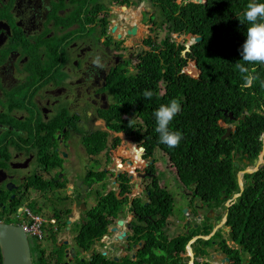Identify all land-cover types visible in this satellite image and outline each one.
<instances>
[{
	"label": "flooded vegetation",
	"instance_id": "af4514ba",
	"mask_svg": "<svg viewBox=\"0 0 264 264\" xmlns=\"http://www.w3.org/2000/svg\"><path fill=\"white\" fill-rule=\"evenodd\" d=\"M209 1L201 0V4L206 6ZM189 3L176 0L178 6ZM179 16L180 10L167 22L161 6L147 0H0V225L25 231L31 264H237L233 253L225 252L226 247H240L228 238L225 224L217 228L224 216L219 210L208 206L206 213L205 205H198L193 219H199L200 225L188 220L179 228L172 217L174 201L167 194L163 201L172 200L171 211L160 228L165 209L154 207V182L158 190L167 191L160 186L156 171H151L157 161L154 155L147 157V152L141 153V160L136 149L143 147V141L126 136L133 147L118 158L120 168L110 151L102 152L106 168L114 163V173H107L106 180L115 191L104 190L105 195L116 194L119 210L115 218L109 215V208L105 210L103 221L88 234L93 241L81 245L88 239L82 238L83 215L98 208L101 200L94 185L85 180L89 188L86 199L90 195L92 207L81 212L85 199L81 200L83 187L77 182L78 158L87 154V177L93 164H104L87 153L84 138L102 131L99 126L103 125L110 148L115 139L109 143L110 138L121 135L107 131L101 119V113L114 103L115 87H124L126 99H143V91L153 87L160 99L169 84L181 89L180 79L192 78L190 65L195 66L192 72L197 77L201 75L191 54L195 45L190 36H195L174 32ZM135 26L137 36L129 37ZM96 55L102 58L103 70L92 65ZM155 58L161 60L168 80H160L156 90L152 84L155 76L147 65V60ZM190 92L188 81L187 97ZM134 125L132 121L130 126ZM123 176L130 180V192L121 193ZM139 204L153 207L139 212ZM186 216H190L188 212ZM105 220L106 229L97 238ZM208 225L214 226L213 233L217 228L214 237L198 235L184 241L192 228L204 231ZM220 230L224 233L218 246ZM161 231L163 238H159ZM122 234L121 239L116 238ZM213 241L212 250L207 243Z\"/></svg>",
	"mask_w": 264,
	"mask_h": 264
},
{
	"label": "trees",
	"instance_id": "16d2710c",
	"mask_svg": "<svg viewBox=\"0 0 264 264\" xmlns=\"http://www.w3.org/2000/svg\"><path fill=\"white\" fill-rule=\"evenodd\" d=\"M158 4L171 23L173 15L180 10V16L176 22L174 32L201 37L202 42L191 49L192 57L198 62L201 77L198 80H188L191 84V98H187L185 78L180 79L181 89L175 84H169L167 93L157 99L154 93L151 99H126L124 87L117 85L114 93V103L101 113L107 131L113 134H123L131 140L145 141L144 146L147 157H151L159 149L168 158L171 167L175 170L180 185L190 189L193 197L202 204H208L210 208L228 213L226 226L230 228V237L240 247L239 250L226 247L228 255H233L237 264H264V166L254 174H246L244 177L245 192L230 209L226 207L233 197L240 194L238 172L236 163L249 167L246 161L253 165L262 150L261 137L264 134V65L256 66V75L259 79L251 88L241 90L242 79L235 70L234 63L241 59L239 49L245 40L246 24L239 19L246 5L251 0H210L208 5L178 6L176 0H147ZM264 3V0H257ZM179 54V51H178ZM155 61V63H154ZM165 64L166 61H165ZM148 72L152 70L155 76L152 81L155 90L157 83L167 77L161 70V60L155 58L147 60ZM186 77V76H185ZM179 77H177L178 79ZM185 99H178L184 96ZM177 99L181 105V111L174 117L169 127L173 131H180L183 138L176 148H168L158 143V134L154 131V111L162 104H167L171 99ZM134 114L136 125L130 126L127 116ZM233 113L234 120L229 119ZM235 124L236 132L222 140L227 129L222 123ZM135 128H139L134 133ZM109 134L97 131L92 136L84 138L83 144L87 153L97 157L108 149ZM120 143L115 138L111 148L115 149ZM109 160V159H108ZM98 162V161H97ZM154 168V166H153ZM155 173V168L151 170ZM107 173L91 170L86 177L89 185L101 184L105 190ZM121 193L130 192V180L127 176L120 178ZM154 182L157 202L154 207H159L164 212L160 221L163 227L166 216L171 211V202L164 203L163 198L167 193L158 190ZM100 197L98 208L84 213V234L82 246H88L93 240L88 236L95 224L102 222V214L108 208L109 215L116 217L121 202L114 192L106 195L96 191ZM155 200V199H154ZM164 203V204H163ZM153 205L143 207L138 205V211L142 208L151 210ZM223 215H220L222 217ZM108 221L98 229L96 237L100 238ZM213 225H208L204 231L195 230L184 238L186 242L191 236H208L213 233ZM81 238V239H82ZM159 238H163L161 231ZM248 255L247 260L242 258V253ZM243 253V254H244ZM2 264V252L0 250Z\"/></svg>",
	"mask_w": 264,
	"mask_h": 264
},
{
	"label": "clouds",
	"instance_id": "9594fccd",
	"mask_svg": "<svg viewBox=\"0 0 264 264\" xmlns=\"http://www.w3.org/2000/svg\"><path fill=\"white\" fill-rule=\"evenodd\" d=\"M189 4L196 5L195 0L194 1L190 0ZM198 5H202V4H198ZM239 21L241 24L247 25L246 26V32H245L246 38H245L243 44L241 45V47L239 49V55H240L241 59H239L238 61H236L234 63V68L240 74V77L242 79L241 90H244L247 88H251L253 86L254 82H256L259 79V77L256 75V66L264 65V3L257 2V0H251V2H249L246 5L244 11L241 14V18L239 19ZM199 38H201V37H199ZM201 42H202V39H201ZM191 44H193L195 46L197 45L193 41ZM195 61L197 62V60H195ZM92 65L95 69H98V70H103L105 68V65L102 62V58L100 55H96L93 58ZM190 66H191L192 70L189 71V73H190L192 78L188 77V75H187L185 77V80L188 81L190 79H192V80L200 79L201 75H200V77H197V75L193 73L195 71V66L194 65H190ZM196 68H197V66H196ZM181 82H182V80H181ZM261 86L264 87V81L261 82ZM152 96H153V92L150 90H144L142 93L143 99H151ZM180 111H181V105H180L179 101L177 99L173 98L167 104L160 105L153 113V116L155 119V125H156L154 131L158 134V143L163 144V145L167 146L168 148L178 147L182 138H183V134L180 131H173L169 127V125L173 121L174 117ZM132 120L133 119L129 120V125L131 124ZM224 124H226V123H224ZM226 128H230L229 124H226ZM235 129H236V127H235ZM231 133H232V131H231ZM122 136L124 137V135H122ZM263 138L264 137L262 135V137H261L262 142H263ZM144 143H145V141H143V147H144ZM111 149H113V148L110 147L107 150L111 151ZM263 149H264V147H263ZM262 152H263V150H262ZM108 162H110V160ZM105 164H107V162ZM105 164L102 167H100L101 168L100 171H102L104 168H105V170L107 169ZM248 166H253L252 169H254V163H253V165H251V163H250V165H248ZM263 166H264V164H262V167ZM238 169H239V171H241L240 168H238ZM247 169H249V168H247ZM107 170H112V169H107ZM106 173L113 174L114 171L106 172ZM243 181H244V178H243ZM244 184H245V182H244ZM100 185L101 184H96V185H94V187L100 186ZM101 187H102V185H101ZM244 187H245V185H244ZM95 191H98V190H95ZM103 191L104 190L102 189L101 192H103ZM98 192H100V191H98ZM103 193H104L103 195H105L106 192H103ZM234 197H233V199H234ZM232 201L230 203H233ZM226 215H228V213H225V215L223 217H225ZM223 220H224V218H223ZM227 220H228V217H227ZM227 220L225 217V220H224L225 225L227 224ZM221 222L222 221H220V223ZM229 233L231 234V230ZM210 236H212V234H210L208 236H203V237H210ZM196 237H198V236H196ZM210 238H212V237H210Z\"/></svg>",
	"mask_w": 264,
	"mask_h": 264
},
{
	"label": "rangeland",
	"instance_id": "374dc122",
	"mask_svg": "<svg viewBox=\"0 0 264 264\" xmlns=\"http://www.w3.org/2000/svg\"><path fill=\"white\" fill-rule=\"evenodd\" d=\"M192 1H194V0H192ZM187 98H191V95H189V97H187ZM134 116L135 115L132 113L131 115L127 116L124 119H126L127 121L130 120V119H133L132 120L133 124H136ZM229 126H230V124H229ZM235 127H236V125L232 124L230 126L231 131L235 130ZM99 128L102 131H104V126L103 125H100ZM114 138H119L121 140V144H119L116 147V149H111L110 156L112 157V159H113L115 164H119V159L118 158L120 156L123 157V156H126L127 154H129L128 149H130V151H131L133 145L131 144V142H129V140H126V138H124L122 136V134L121 135H117V136L113 135L112 138H110V140H109L110 142L109 143H111V141ZM263 144H264V138H263ZM263 147H264V145H263ZM107 152H109V150H107ZM262 153L264 154V151ZM86 155L82 154V157L78 158V163L80 164V169L77 172V182L84 183L85 177H86L85 173H86L87 169L90 168L89 160L85 159ZM105 156L106 155L98 156L97 157V161L99 160V161L102 162L101 164H105L103 162V159H104ZM154 158L157 161V163L155 165L156 168L155 167L154 168L156 170L157 176L160 179L159 180V184H160V186L162 185L165 188V190L167 191L166 193L171 195L172 200L174 201L173 213H172L173 221L179 226V228H182L183 227L182 224H185L188 220L192 221V223H194V224L197 223L195 225H200V220L197 219V218L196 219H193V218H194V216L196 214L197 206L198 205H204V204L200 203L198 200H196L194 197H192L193 195H192V192L190 191L191 188L190 189H186L182 185L179 184L178 179H177L176 174H175V170L171 167V165H170V163L168 161V158H167V156L165 154H163L158 149L154 153ZM124 159H128V158H124ZM114 163H110L108 168H111L113 170ZM263 164H264V162H263ZM119 166H120V164H119ZM120 167H118V168H120ZM244 167H245L244 164L243 165L241 164L240 170L243 171V170H245L247 168H249V169L253 168V166H249V167H246V168H244ZM92 169L94 171H96V170L100 171L101 168L98 167L97 165L93 164ZM115 170H117V168H115ZM105 188H106L105 189L106 191H115V188L113 187V185L111 184V182L109 180H106ZM102 189L103 188L101 186L100 187L98 186L95 190L100 191V194L103 195L104 194L103 192H106V191L101 192ZM94 196H95V194H94ZM85 200H84V203H82L81 207H80L82 213L85 212L86 209L88 210V209H90L92 207V202L90 200V195H88V198L85 199ZM232 202L233 203L228 202L226 204V207L228 208L229 205L234 204V201H232ZM83 205L86 206L85 210H84ZM208 206H209L208 204H205L206 213H207L208 210H210V208ZM230 207H232V206H230ZM185 211L189 213V215H190L189 217L186 216V213H184ZM212 211H214V210H212ZM219 212L221 214H224L223 211H219ZM83 217H84V215H83ZM225 217H223L224 220H225ZM209 220H213V219H209ZM224 220L222 219L221 224L217 226L218 229H220L222 227V225L224 224ZM195 225H193V227ZM76 226H77V224L75 225V227ZM195 230H197V229L192 228V232H195ZM225 230L229 234L228 238L232 239L230 237V233H229L230 232V228L226 227ZM200 231H201V229H200ZM215 232L216 231H214V233ZM221 233H224V231L220 230L218 235H217V237H216L218 246H219V242H218L219 239L223 238ZM207 244L210 245V248H212V250L215 249L214 241L213 242H209ZM230 244L233 245V242H230ZM204 250H206V248H204ZM247 258H248V255L245 254V260H247Z\"/></svg>",
	"mask_w": 264,
	"mask_h": 264
},
{
	"label": "water",
	"instance_id": "95a60500",
	"mask_svg": "<svg viewBox=\"0 0 264 264\" xmlns=\"http://www.w3.org/2000/svg\"><path fill=\"white\" fill-rule=\"evenodd\" d=\"M195 4H201V0H195ZM138 34V27H133L131 31L128 32L129 37H135ZM118 39H120V36H118ZM191 41H193L195 44H199L201 42V38H194L190 36ZM188 50V49H187ZM229 119L234 120V115L233 113L229 114ZM225 129H227L226 134L222 136V140H225L230 137L231 135V128H226V124L222 123L221 124ZM236 132V130H235ZM264 137V134H263ZM264 151V149H263ZM136 152L139 156V158L142 160L143 159V154L142 152H147L145 147H137ZM262 160L264 162V154L261 153L259 158L254 160V169H246L243 171H239L238 173V182H239V187L241 190V193L238 195H235L233 201L234 204L229 205L228 209H230V206L235 205V203L238 201L239 198L242 197L245 187H244V181L243 178L246 176V174H254L258 172L261 167H262ZM247 165H250V162L246 161ZM241 165L239 163H236V168H240ZM105 172H112V170H105ZM140 177V176H138ZM131 181L133 182L134 179L131 178ZM133 184L135 185L136 189H138V184L137 181H134ZM78 186L83 187L82 190V198L81 200L86 199V191L89 189L88 186H85L84 183L79 182ZM84 210L86 209L85 205H83ZM186 213V211L184 212ZM228 215H226V220H227ZM119 226L123 224V221H118L117 222ZM112 232L114 235H117V229L112 228ZM124 236V234L116 236L117 239H121ZM195 238H199L195 237ZM203 238H208V237H203ZM0 248L3 256V264H31V259H30V252H29V247H28V240L25 235V231L22 228H18L12 225H0ZM226 261H229V259H226Z\"/></svg>",
	"mask_w": 264,
	"mask_h": 264
},
{
	"label": "crops",
	"instance_id": "0c3cea01",
	"mask_svg": "<svg viewBox=\"0 0 264 264\" xmlns=\"http://www.w3.org/2000/svg\"><path fill=\"white\" fill-rule=\"evenodd\" d=\"M102 155V154H101ZM118 167H119V164H116ZM107 169H110V168H108L107 167ZM98 186H95L94 187V189H96ZM93 199V198H92ZM219 211H221V210H219ZM217 230V228L215 229V231ZM214 236V233L212 234V236H210V237H213ZM210 237H208V238H206V239H209Z\"/></svg>",
	"mask_w": 264,
	"mask_h": 264
},
{
	"label": "bare ground",
	"instance_id": "6f19581e",
	"mask_svg": "<svg viewBox=\"0 0 264 264\" xmlns=\"http://www.w3.org/2000/svg\"><path fill=\"white\" fill-rule=\"evenodd\" d=\"M262 163H263V160H262Z\"/></svg>",
	"mask_w": 264,
	"mask_h": 264
}]
</instances>
